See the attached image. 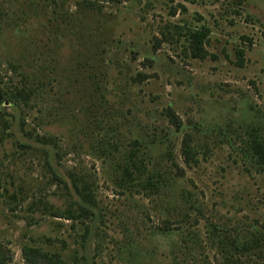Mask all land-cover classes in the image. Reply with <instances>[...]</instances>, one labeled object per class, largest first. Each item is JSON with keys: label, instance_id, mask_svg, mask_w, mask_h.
<instances>
[{"label": "rangeland", "instance_id": "rangeland-1", "mask_svg": "<svg viewBox=\"0 0 264 264\" xmlns=\"http://www.w3.org/2000/svg\"><path fill=\"white\" fill-rule=\"evenodd\" d=\"M0 90L9 264H264V0H0Z\"/></svg>", "mask_w": 264, "mask_h": 264}, {"label": "trees", "instance_id": "trees-1", "mask_svg": "<svg viewBox=\"0 0 264 264\" xmlns=\"http://www.w3.org/2000/svg\"><path fill=\"white\" fill-rule=\"evenodd\" d=\"M207 31H203L198 33L195 36V49L197 52V57L200 58H204L206 57V52H204V42L207 38ZM22 97L20 94H16V98L18 97ZM6 101L11 102L12 100H8L6 98L3 97L2 94V90H0V105H3ZM39 142L41 143H51V139H46V138H37ZM253 156L256 159V164L260 165V166H264V145L258 141V140H254L253 142ZM183 153L185 156V159L188 160L190 159V148L189 145L185 142L184 146H183ZM75 190L76 192L79 194L80 198L83 200V202L92 204L93 203V197L91 196L90 192L88 190H86L85 186L82 187L80 184L76 183L75 181ZM84 208V207H83ZM88 213V210L86 208H84V212L83 214ZM45 257H48L47 254H44ZM11 259L10 257V252L5 249L1 244H0V264H9V260Z\"/></svg>", "mask_w": 264, "mask_h": 264}]
</instances>
